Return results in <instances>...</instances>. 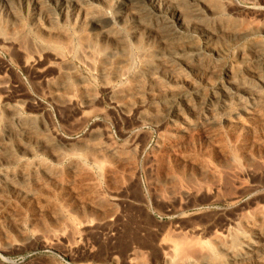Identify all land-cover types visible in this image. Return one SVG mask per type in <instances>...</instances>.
Returning <instances> with one entry per match:
<instances>
[{"label":"rangeland","instance_id":"374dc122","mask_svg":"<svg viewBox=\"0 0 264 264\" xmlns=\"http://www.w3.org/2000/svg\"><path fill=\"white\" fill-rule=\"evenodd\" d=\"M167 1L178 5L187 22L180 41L156 50L134 42L117 20L119 0L94 1V23L106 41L97 32L91 37L77 20L54 15L52 2H43L49 11L35 17L23 1L0 0V264H164L165 253L174 256L173 264H183L198 258L213 234H226L236 222L264 211V90L252 108L240 93L259 88L257 74L264 80L254 59L257 53L264 56V0ZM167 13L157 19L172 23ZM205 29L220 32L213 52L196 35ZM110 43L123 53L102 71L111 60L104 58ZM174 53L183 54L175 60ZM195 54L201 62L192 61ZM120 57L126 59L121 66ZM212 64H217L213 72L207 66ZM231 86L244 110L233 107L226 115L229 124L216 118L215 127L210 114L200 110L199 97L218 96ZM181 92L194 104L192 111L184 113L185 121L168 120L166 100L177 101ZM134 105L142 106L131 112ZM180 186L190 189L189 197L178 192ZM258 230L264 231V222ZM213 256L206 264H264V253L259 259Z\"/></svg>","mask_w":264,"mask_h":264},{"label":"bare ground","instance_id":"6f19581e","mask_svg":"<svg viewBox=\"0 0 264 264\" xmlns=\"http://www.w3.org/2000/svg\"><path fill=\"white\" fill-rule=\"evenodd\" d=\"M7 1V0H6ZM11 1V0H8V2ZM20 1H23L25 3H27L28 5H30L31 7V10L33 12V14L35 15V17H39L41 16V13L42 12H48L49 10H46V8L44 7L43 5V2L45 4V2H52L55 6V13L54 15H59L64 19H74V20H77L79 22V25L82 29H85L86 32H90L91 34V37H92V32L94 33H98L99 36H101L102 39L108 37L107 34L105 32H103L100 28V24L96 25L94 23V15L92 13V8H93V5H94V1L95 0H43V2L41 0H20ZM102 1V0H101ZM176 1V0H175ZM190 1V0H189ZM16 2V1H14ZM108 2V1H107ZM110 2V1H109ZM168 2V3H167ZM179 2V1H178ZM3 2H1L2 4ZM10 3V2H9ZM99 3V2H98ZM148 3L150 7H147L145 4ZM171 3V2H170ZM183 3V1L181 2ZM227 3V2H226ZM5 4V3H4ZM119 13L118 15L116 16L117 17V20L119 22H121L123 25L126 24V26L129 28V30L132 32V36L133 37V40L134 42H142V43H147V44H151L153 46L154 49L156 50H164L167 48V46L170 47V45L180 41L183 37V33H184V30H185V25L186 23L184 24V22H187L186 20L184 21L183 20V16L181 15V13L179 12V8L177 7L178 5H169V1L167 0H119ZM172 4V3H171ZM174 4V3H173ZM180 4V3H179ZM225 4V2H224ZM106 5V4H105ZM201 5V4H200ZM230 5V4H229ZM46 6V5H45ZM96 6V5H95ZM185 7V6H184ZM191 7V6H190ZM9 8V7H8ZM100 8V7H99ZM225 8V7H223ZM1 9V8H0ZM50 9V8H48ZM118 9V8H117ZM209 9V8H208ZM113 10V9H112ZM227 10V9H226ZM26 11V10H25ZM93 11H96V10H93ZM168 11L172 17H173V20H172V23H168V22H165V21H162V20H158L159 16H161V14L163 12H166ZM192 11V10H191ZM12 12V11H11ZM223 12V11H222ZM15 13V12H14ZM98 13V12H97ZM167 13V14H169ZM187 13V12H186ZM200 13V12H199ZM53 14V12H52ZM51 14V15H52ZM95 14V12H94ZM183 14V13H182ZM47 15H50L49 13ZM202 16V14H200ZM211 15V14H210ZM5 16V15H4ZM163 17V16H162ZM192 17V16H191ZM233 17V16H232ZM158 18V19H157ZM194 18L195 19H199V14L198 12H195L194 13ZM4 21V20H3ZM20 21V20H19ZM44 21V20H43ZM97 21V20H96ZM10 22V21H9ZM62 22V21H61ZM66 22V21H65ZM72 22V21H71ZM23 23V22H22ZM111 23V22H110ZM44 24V23H43ZM52 24V23H51ZM78 24V23H77ZM107 24V23H106ZM192 24V23H191ZM198 24V23H197ZM196 24V25H197ZM25 25V24H24ZM31 25V23H30ZM55 25V24H54ZM66 25V24H65ZM108 25V24H107ZM106 25V26H107ZM195 25V24H194ZM195 25V26H196ZM38 26V25H36ZM252 26V25H251ZM23 27V26H22ZM25 27V26H24ZM105 27V26H104ZM191 27V26H189ZM19 28V27H18ZM195 28V27H194ZM259 28V27H258ZM37 29V28H36ZM78 29V28H76ZM80 29V30H82ZM190 29V28H189ZM187 29V30H189ZM192 29V28H191ZM222 29V28H221ZM227 29V28H226ZM18 30V29H17ZM25 30V28H24ZM197 30V29H196ZM254 30V29H253ZM191 31V30H189ZM10 32V31H9ZM16 32V31H15ZM85 32V33H86ZM26 33V32H25ZM32 33V32H31ZM30 33V34H31ZM220 32H218V30L216 29H205L203 31L200 32V34H196V35H200L203 40H204V43H205V48L208 49L210 52H213V49L214 47L212 46L213 42H215L214 40L216 39L217 35L219 34ZM248 33V32H247ZM89 34V33H88ZM243 34V33H242ZM241 34V35H242ZM249 34V33H248ZM16 35V34H15ZM61 35V33H60ZM86 35V34H85ZM234 35V34H233ZM14 36V35H13ZM47 36V35H46ZM89 36V35H88ZM94 36V35H93ZM225 36V35H224ZM239 36V35H238ZM247 36V35H246ZM26 37V36H25ZM55 37V36H54ZM69 37V36H68ZM226 37V36H225ZM225 37L223 39H225ZM9 38V37H7ZM87 38V37H85ZM228 38V37H227ZM6 39V38H5ZM4 39V40H5ZM19 39V38H18ZM59 39V38H58ZM65 39H66V36H65ZM99 39V38H98ZM101 39V40H102ZM126 39V38H125ZM132 39V38H131ZM194 39V38H193ZM234 39V38H232ZM13 40V39H11ZM28 40V39H27ZM44 40V39H43ZM95 40V39H94ZM105 40V39H104ZM228 40V39H227ZM6 42H9L10 41V38L9 39H6L5 40ZM47 41V40H45ZM106 41V40H105ZM4 42V41H3ZM22 42V41H21ZM43 42V41H42ZM100 42V41H99ZM97 42V43H99ZM122 42V41H121ZM184 43V41H182ZM191 42H193L191 40ZM12 43V42H11ZM45 43V42H44ZM70 43V42H69ZM91 42H88L87 44H89ZM93 43V42H92ZM95 43V42H94ZM117 43V42H116ZM194 43V42H193ZM7 44V43H5ZM26 44V43H25ZM81 44V43H80ZM103 44V43H102ZM109 44V43H108ZM108 44H106L108 46ZM113 44V43H110V45ZM131 44V43H130ZM221 44V43H220ZM15 45V44H14ZM27 45V44H26ZM25 45V46H26ZM38 45V44H37ZM59 45V44H58ZM64 45V43H63ZM104 45V44H103ZM122 45V44H121ZM135 45V44H134ZM146 45V44H143L141 45L142 47ZM176 45V44H175ZM180 44H178L179 46ZM186 45V44H185ZM194 45V44H193ZM21 46V45H20ZM47 46V45H46ZM55 46V45H54ZM91 46V45H90ZM94 46V45H93ZM112 46V45H111ZM110 46V47H111ZM177 46V47H178ZM182 45H180L181 47ZM13 47V46H12ZM43 47V46H41ZM40 47V48H41ZM81 47V45H80ZM113 48H110L109 50H106V52L104 53V58L105 60L106 59H111V60H106V62H104V64L102 65L101 67V70L104 71L108 66H109V63L114 60L115 58L118 57V54L119 53H123V52H119V50L116 48V45H115V48L114 46H112ZM124 47V46H123ZM147 47V45L145 46ZM149 47V46H148ZM147 47V48H148ZM187 47V46H186ZM204 47V46H203ZM202 47V49H203ZM213 47V48H212ZM256 47V46H255ZM45 48V47H44ZM43 48V49H44ZM137 48V47H136ZM140 48V47H138ZM138 48L136 50H138ZM171 48H174L171 47ZM170 48V49H171ZM188 48V47H187ZM21 49V47H20ZM19 49V51H20ZM24 49V48H23ZM26 49V47H25ZM32 49V47H31ZM36 49V48H35ZM107 49V48H106ZM124 49V48H123ZM143 49V48H142ZM176 49V48H175ZM183 49V48H182ZM186 49V48H185ZM193 49V47H192ZM190 49V50H192ZM198 49V48H197ZM34 50V49H32ZM82 50V49H81ZM126 51V49H124ZM177 50V49H176ZM12 51V49H11ZM44 51H47V50H44ZM90 50H88L87 52L89 53ZM105 51V50H103ZM122 51V49H121ZM141 51V49H140ZM150 51V50H149ZM153 51V50H152ZM185 51V50H184ZM263 51V50H262ZM13 52V51H12ZM25 52V51H24ZM40 52V50L38 51V53ZM85 51H83V54H84ZM86 52V53H87ZM144 52V51H143ZM159 52V51H158ZM161 52V51H160ZM165 52V51H164ZM179 52V51H178ZM35 53V52H33ZM53 53V52H52ZM79 53V52H78ZM138 53L139 50H138ZM155 53V51H154ZM157 53V52H156ZM155 53V54H156ZM263 53V52H262ZM23 54V53H22ZM151 54V52L149 53ZM153 54V55H155ZM159 54V53H157ZM163 54V53H162ZM183 53H174L172 55L171 58L173 59H177L178 56H181ZM199 54V53H198ZM202 54V53H201ZM256 54V53H255ZM17 55V54H16ZM25 55V54H24ZM30 55V54H29ZM44 55V53H43ZM92 55V54H91ZM121 55V54H120ZM128 55V54H127ZM126 55V56H127ZM164 55V54H163ZM216 55V54H215ZM32 55H30L31 57ZM83 56V55H82ZM81 56V57H82ZM85 56V54H84ZM88 56V55H86ZM85 56V57H86ZM90 56V55H89ZM98 56V54H97ZM146 56H147V53H146ZM159 56V55H158ZM166 56V55H165ZM203 56V55H202ZM17 57V56H16ZM36 57V56H35ZM34 57V58H35ZM43 57V56H42ZM170 57V56H169ZM189 57V56H188ZM204 57V56H203ZM210 57V56H209ZM213 58V56H211ZM219 57V56H218ZM217 57V58H218ZM231 57V56H230ZM239 57V56H238ZM38 58V57H37ZM36 58V59H37ZM54 58V57H53ZM83 58V57H82ZM91 58V57H90ZM101 57H99L100 59ZM190 58H192V61H196V62H201V57L198 56V55H193L191 56ZM189 58V59H190ZM254 58V57H253ZM32 59V58H31ZM39 59H41V56L39 57ZM49 59V58H48ZM89 60V57L87 58ZM102 59H103V56H102ZM101 59V60H102ZM243 60V58H241ZM255 62L258 66L262 67L263 70H261V73H264V56L262 54H258L255 56ZM29 60V58H28ZM35 60V59H34ZM50 60V59H49ZM85 60V59H84ZM126 60V59H125ZM125 60L122 59L121 57L119 58V60L117 61V64L118 65H122L123 63H125ZM181 60V58H180ZM179 60V61H180ZM212 60V59H211ZM229 60V59H228ZM20 61V60H19ZM25 61V59H24ZM79 61H81L79 59ZM92 62V60H90ZM89 61V62H90ZM132 61V60H131ZM185 61V60H184ZM207 61V60H206ZM241 62V60H239ZM244 61V60H243ZM32 62V60L30 61ZM78 62V61H77ZM103 62V61H102ZM127 62V61H126ZM142 62V61H141ZM162 62V61H161ZM160 62V63H161ZM181 62V61H180ZM254 62V61H253ZM35 63V62H33ZM38 63V62H37ZM51 63V62H50ZM49 63V64H50ZM83 63V62H82ZM159 63V62H158ZM159 63V64H160ZM184 63V62H183ZM203 63V62H202ZM214 63V62H213ZM28 64V63H27ZM112 64V62H111ZM116 64V63H115ZM188 64V63H187ZM208 64V63H207ZM240 64V63H239ZM25 65V64H24ZM46 65V64H45ZM86 65H88L86 63ZM85 65V66H86ZM125 65V64H124ZM179 65V64H178ZM219 65V64H218ZM256 65V66H257ZM39 66V65H38ZM68 66V65H67ZM127 64L125 65V68H126ZM131 66V65H130ZM183 66V65H182ZM197 66V65H196ZM199 66V65H198ZM209 67V69L212 71L216 68L217 64H212V65H207ZM70 67V66H68ZM148 67V66H147ZM150 67V66H149ZM165 67V66H164ZM174 67V66H173ZM176 67V66H175ZM186 67V66H185ZM184 67V68H185ZM52 68V67H51ZM57 68V67H56ZM60 68V67H59ZM64 68H67L66 65ZM166 68V67H165ZM189 68V67H188ZM191 68V67H190ZM198 68V67H197ZM204 68V67H203ZM229 69L227 70V77L231 80L232 77L234 76V72L232 70L231 67H228ZM61 69V68H60ZM169 69V68H168ZM174 69V68H173ZM208 69V70H209ZM217 69V68H216ZM57 70V69H56ZM64 70V69H62ZM96 70V69H95ZM153 70V68H152ZM150 70V71H152ZM193 70V69H192ZM189 71L190 73L192 72ZM196 70V69H195ZM193 70V71H195ZM199 70V69H198ZM219 70V69H218ZM255 70V69H254ZM59 71V69H58ZM69 71V70H68ZM98 71V69H97ZM120 71V70H119ZM155 71V67H154V70ZM204 73H205V70H202ZM200 71V72H202ZM63 72V71H62ZM100 72V71H99ZM140 72V71H139ZM156 72V71H155ZM168 72V71H166ZM171 72V71H170ZM197 72V71H196ZM213 72V71H212ZM218 72V71H217ZM216 72V73H217ZM64 73V72H63ZM68 73V72H67ZM122 73V72H121ZM161 73V72H160ZM175 73V72H173ZM172 73V74H173ZM209 73V72H208ZM252 73H255V71H253ZM251 73V74H252ZM60 74V73H59ZM100 74V73H99ZM98 74V75H99ZM107 75V73H104ZM145 74V73H144ZM152 74V73H151ZM156 74V73H155ZM180 74V73H178ZM194 74V73H193ZM197 74V73H196ZM207 74V73H206ZM211 74V73H210ZM215 74V73H214ZM241 74V73H240ZM120 74H118L117 76H119ZM159 75V74H158ZM164 75V74H163ZM170 75V74H169ZM182 75V74H181ZM180 75V76H181ZM202 75V74H201ZM250 75V74H249ZM248 75V76H249ZM254 75V74H252ZM66 76V75H65ZM68 76V75H67ZM72 76V75H71ZM145 76V75H144ZM176 76V74H174V77ZM184 76V75H183ZM191 76V75H190ZM200 76V75H199ZM208 76V75H207ZM256 76V75H255ZM254 76V77H255ZM60 78V76H58ZM63 77V76H62ZM77 77V76H76ZM84 77V76H83ZM142 77V76H141ZM146 77V76H145ZM156 77V76H155ZM182 77V76H181ZM188 77V76H187ZM210 77V76H209ZM208 77V78H209ZM253 77V76H252ZM262 77V76H261ZM261 77L257 74V81L259 83V88L255 89V90H242V92L240 91L241 95L245 96L249 105L248 107L249 108H252L253 105L255 106V103L254 101L257 99L258 97V94L261 90H264V80L261 79ZM66 80L67 78L69 77H65ZM105 78V77H104ZM153 77L151 76V79ZM200 78V77H199ZM206 79L205 78V74L202 75L201 79ZM48 79V78H47ZM62 79V78H61ZM77 79V78H76ZM79 79V78H78ZM77 79V80H78ZM99 79V78H98ZM114 79V78H113ZM139 79V78H137ZM148 79V78H147ZM154 79V78H153ZM166 79V78H165ZM169 79L172 80L174 79L172 77V75L169 76ZM180 79V78H178ZM186 79V78H185ZM184 79V80H185ZM197 79V78H196ZM203 79V80H204ZM227 79V78H226ZM51 80V79H50ZM65 80V79H64ZM74 80V79H73ZM76 80V81H77ZM101 80V79H100ZM150 80V78H149ZM168 80V78L166 79ZM60 81V80H59ZM62 81V80H61ZM72 81V80H71ZM75 81V80H74ZM86 81V80H85ZM114 81V80H113ZM126 81V80H125ZM129 81V80H128ZM151 81V80H150ZM174 81V80H173ZM49 82V81H48ZM80 82L79 80L77 81V83ZM81 82H83L81 80ZM115 82V81H114ZM130 82V81H129ZM154 82H157L155 81L154 79ZM177 82V81H175ZM201 82V81H200ZM64 83V82H63ZM112 83V82H111ZM138 83V82H137ZM153 83V82H152ZM172 83V82H171ZM174 83V82H173ZM202 83V82H201ZM44 84V83H43ZM71 84V83H69ZM155 84V83H154ZM185 84V83H184ZM187 85L190 86V88L192 90H195L196 88L194 86H192L193 84H191L190 82H186ZM8 85V84H7ZM110 85V84H109ZM139 85V84H138ZM143 85V84H142ZM153 85V84H152ZM160 85V83H159ZM227 85V84H226ZM230 85V84H229ZM228 85V86H229ZM241 85V84H240ZM243 85V84H242ZM78 86V85H77ZM101 86V85H100ZM131 86V85H130ZM140 86V85H139ZM156 86V85H155ZM238 86V85H237ZM245 86V85H244ZM243 86V87H244ZM63 87V86H62ZM71 87V85H70ZM74 87V86H73ZM81 87V86H80ZM151 87V85H150ZM158 87V86H157ZM232 87V86H231ZM68 88V87H67ZM239 88V87H238ZM48 89V88H47ZM71 89V88H70ZM82 89V88H81ZM161 89V88H159ZM58 90V89H57ZM69 90V89H68ZM87 90V89H86ZM147 90V89H146ZM183 90V89H182ZM218 90V89H217ZM236 87H232V88H222L220 91L221 93L218 95V96H210L209 98L203 100L199 97V104H200V110L201 109H204L205 110V113H209L210 114V119H211V122L212 124L214 123H217L216 122V118H219V121L220 122H224V123H227L229 122V120L226 118L227 114L229 113V110H233V107L235 108H240V109H243V106L240 105V103H237L235 101V98L232 97L234 92L236 91ZM16 91V90H15ZM66 91V90H65ZM64 91V92H65ZM88 91V90H87ZM164 91V90H163ZM181 91V90H180ZM219 91V90H218ZM68 92V91H67ZM71 92V91H70ZM92 92V91H90ZM174 92V91H173ZM238 92V91H237ZM18 93V92H17ZM54 93V92H53ZM52 93V94H53ZM66 93V92H65ZM73 93V92H72ZM134 93V92H133ZM132 93V94H133ZM160 93V92H159ZM164 93V92H163ZM51 94V93H50ZM98 94V93H97ZM136 94V93H135ZM179 94V93H178ZM20 95V94H19ZM152 95V94H151ZM3 96V95H2ZM71 96V95H70ZM120 96V95H119ZM135 96V95H134ZM160 96V95H159ZM169 96V95H168ZM176 96V95H175ZM69 97V95H68ZM96 97V96H95ZM128 97V96H127ZM130 97V96H129ZM66 98V97H65ZM79 98V97H77ZM159 98V97H158ZM163 98V97H162ZM56 99V98H55ZM60 99V98H59ZM69 99V98H68ZM108 99V98H107ZM139 99V98H138ZM142 99V98H141ZM195 100L198 99L197 97V94L195 95ZM264 99V98H263ZM53 100V99H52ZM57 100V99H56ZM86 100V99H85ZM127 100V99H126ZM237 100V99H236ZM95 101V100H94ZM93 101V102H94ZM111 101V100H110ZM134 101V99H133ZM262 101V100H261ZM77 102V101H76ZM84 102V101H83ZM125 102V101H124ZM136 102V101H135ZM134 102V103H135ZM144 102V101H143ZM79 103V102H78ZM89 103V102H88ZM98 103V102H97ZM70 104V103H69ZM81 104V103H80ZM94 104V103H93ZM113 104V103H111ZM141 104V103H139ZM166 104H167V108H165V113H166V118H176V119H181V120H184V113L185 112H188L192 109V107L194 106V104L190 101V99L188 98L187 94L185 92H181L179 94V97H178V100H173V99H167L166 100ZM73 105V104H72ZM115 105V104H113ZM117 105V104H116ZM127 105V104H126ZM245 105V104H244ZM85 106V105H84ZM130 106V105H129ZM140 106L142 105H134V106H131L130 108V111L133 112L134 110H136L137 108H139ZM199 106V105H198ZM252 106V107H250ZM120 107V106H119ZM247 107V106H245ZM60 108V107H59ZM91 108V107H89ZM121 108V107H120ZM61 109V108H60ZM72 109V108H71ZM80 109V108H79ZM198 109V107H197ZM83 110V109H82ZM244 110V109H243ZM253 110V109H252ZM261 110L264 111V105H263V108H261ZM66 111V110H65ZM192 111V110H191ZM241 111V110H240ZM239 111V112H240ZM254 111V110H253ZM129 112V111H128ZM137 112V111H136ZM231 112V111H230ZM70 113V112H69ZM189 113V112H188ZM241 113V112H240ZM6 114V113H5ZM15 114V113H14ZM126 114V113H125ZM196 114V113H195ZM251 114V113H250ZM8 117L10 118L12 115L11 114H7ZM10 115V116H9ZM127 115V114H126ZM135 115V114H134ZM133 115V116H134ZM244 115V114H243ZM256 115V114H255ZM232 116V115H231ZM153 117V116H152ZM261 117V116H260ZM12 118V117H11ZM10 118V119H11ZM155 118V117H154ZM8 119V118H7ZM9 119V120H10ZM17 119V117H16ZM15 119V120H16ZM83 119V118H82ZM133 119V118H132ZM136 119V118H135ZM142 119V118H141ZM175 119V120H176ZM259 119V118H258ZM18 120V119H17ZM169 120V119H168ZM253 120V119H252ZM152 121V120H151ZM185 121V120H184ZM204 121V120H203ZM261 121V120H260ZM263 121V120H262ZM9 122V121H8ZM11 122V121H10ZM9 122V123H10ZM140 122V121H139ZM14 123V122H13ZM31 123V122H30ZM29 123V124H30ZM210 123V122H209ZM240 123V122H239ZM8 124V123H7ZM17 124V123H16ZM141 124V123H140ZM153 124V123H152ZM211 124V123H210ZM213 124V125H214ZM229 123H227L228 125ZM235 124V123H234ZM10 125V124H8ZM24 125V124H22ZM39 125V124H38ZM47 125V124H46ZM187 125V124H186ZM209 125V124H208ZM242 125V124H241ZM3 126V125H2ZM1 126V127H2ZM19 126V125H18ZM215 126V125H214ZM245 126V125H244ZM24 127V126H22ZM21 127V128H22ZM207 127V126H206ZM212 127V125H211ZM216 127V126H215ZM230 127V126H229ZM252 127V126H251ZM20 128V129H21ZM32 128V127H31ZM11 129V128H9ZM19 129V130H20ZM25 129V128H24ZM27 129V128H26ZM204 129V128H203ZM220 129V128H219ZM15 129H13L14 131ZM28 130L30 129H27L26 130V133L28 132ZM32 130V129H31ZM43 130V129H42ZM11 131V130H10ZM10 131H8V133H10ZM16 132L18 131L15 130ZM25 131V130H24ZM47 131V130H46ZM192 131V130H191ZM190 131V132H191ZM204 131V130H203ZM202 131V132H203ZM4 132V131H3ZM31 132V131H29ZM1 133V132H0ZM19 133V131H18ZM32 133V132H31ZM37 133V132H35ZM47 133V132H46ZM181 133V132H180ZM3 134V133H2ZM14 134V133H13ZM22 134V132H21ZM204 134V133H203ZM30 136V134H28ZM49 135V134H48ZM100 135V134H99ZM22 136V135H21ZM27 136V135H26ZM191 136V135H190ZM7 137V136H6ZM11 137V136H10ZM20 137V136H19ZM33 137V136H32ZM49 137V136H48ZM97 137V136H96ZM2 138V137H0ZM5 138V137H3ZM30 138V137H29ZM9 139V138H8ZM23 139V138H22ZM56 139V138H55ZM214 139V138H213ZM6 140V139H4ZM59 140V139H58ZM188 140V139H187ZM91 141V140H89ZM54 142V141H53ZM103 142V141H102ZM27 143V142H26ZM38 143V142H37ZM61 143V142H60ZM91 143V142H90ZM106 143V142H105ZM108 143V142H107ZM159 143V142H158ZM212 143V142H211ZM40 144V143H39ZM109 144V143H108ZM5 145V144H4ZM51 145V144H50ZM68 145V144H67ZM90 145V144H89ZM110 145V144H109ZM183 145V144H182ZM250 145V144H249ZM53 146V145H52ZM17 147V146H16ZM15 147V149H16ZM29 147V146H28ZM100 147V146H99ZM104 147V146H102ZM100 147V148H102ZM206 147V146H205ZM39 148V147H38ZM73 148V147H72ZM106 147L102 148L105 150ZM158 148V147H157ZM172 149V148H171ZM68 150V149H67ZM93 150V149H92ZM91 150V151H92ZM103 150V151H104ZM107 152H113L112 149L110 148H106ZM41 151V150H40ZM65 151V150H64ZM69 151V150H68ZM66 151V152H68ZM87 151V150H86ZM167 151V150H166ZM171 151V150H170ZM44 152V151H43ZM49 152V151H48ZM102 152V151H101ZM72 153V152H71ZM135 153V152H134ZM69 154V153H68ZM9 155V154H8ZM33 155V154H32ZM91 155V154H90ZM48 156V155H47ZM50 156V155H49ZM113 156V155H112ZM53 157V156H52ZM89 157V156H88ZM116 157V156H115ZM175 157V156H174ZM123 158V157H122ZM7 159V158H6ZM53 159V158H52ZM118 159V158H117ZM180 159V158H179ZM35 160V159H34ZM63 160V159H62ZM42 161V160H41ZM54 161V160H53ZM100 161H102L100 159ZM98 161V162H100ZM106 161V160H105ZM119 161V160H118ZM234 161V160H233ZM1 162V161H0ZM29 162V161H28ZM83 162V161H82ZM96 162V161H95ZM94 162V163H95ZM108 162V161H107ZM122 162V161H121ZM125 162V161H124ZM3 163V162H2ZM6 163V162H5ZM13 163V162H12ZM47 163V162H46ZM116 163V162H115ZM23 164V163H22ZM32 164V163H31ZM45 164V163H44ZM101 164V163H100ZM261 164V163H260ZM7 165V164H6ZM43 165V164H42ZM49 165V164H48ZM95 165V164H93ZM118 166V165H117ZM84 167V166H83ZM89 167V166H88ZM99 167V166H98ZM81 168V167H80ZM97 168V166H96ZM107 168V166H106ZM86 169V168H85ZM99 169V168H98ZM117 169V168H116ZM42 170V169H41ZM50 170V169H49ZM68 170V169H67ZM246 170V169H245ZM30 171V170H29ZM87 171V170H86ZM111 171V170H110ZM120 171V169H119ZM118 171V172H119ZM26 172V171H25ZM112 172V171H111ZM114 172V171H113ZM219 172V171H218ZM242 172V171H241ZM19 173V172H18ZM71 173V172H69ZM117 173V172H116ZM32 174V173H31ZM42 174V173H41ZM236 174V173H235ZM37 175V174H36ZM74 175V174H72ZM116 175V174H115ZM86 176V175H85ZM118 176V174H117ZM233 176V175H232ZM93 177V176H92ZM53 178V177H52ZM94 178V177H93ZM124 178V177H123ZM22 179V178H21ZM32 179V178H31ZM50 179V178H49ZM82 180V179H81ZM92 180V179H91ZM20 181V179H19ZM22 181V180H21ZM54 181V180H53ZM35 182V181H34ZM55 182V181H54ZM79 182V181H78ZM43 183V182H42ZM51 183V182H50ZM58 183V182H57ZM38 184V183H37ZM55 185V184H54ZM177 185V184H176ZM9 186V185H8ZM7 186V187H8ZM39 186V185H38ZM94 186V185H93ZM190 186V185H189ZM239 186V185H238ZM10 187V186H9ZM54 187V186H52ZM58 187V185H57ZM97 187V186H96ZM217 187V186H216ZM16 188V187H15ZM92 188V187H91ZM178 188V187H176ZM211 188V187H210ZM37 189V188H36ZM44 189V188H43ZM94 189V188H93ZM97 189V188H96ZM208 189V188H207ZM1 190V189H0ZM168 190V189H167ZM173 190H175L173 188ZM193 190V189H192ZM11 191V190H10ZM15 191V190H14ZM38 191V190H37ZM92 191V190H91ZM195 191V190H194ZM201 191V190H199ZM90 192V191H89ZM176 192V190H175ZM174 192V193H175ZM178 192L183 195V196H186V197H189L190 196V189L186 188V187H179L178 188ZM179 193H177L178 195H180ZM47 194V193H46ZM162 194V193H161ZM197 194V193H196ZM97 195V194H96ZM195 195V194H194ZM208 195V194H207ZM172 196V195H171ZM23 197V196H22ZM25 197V196H24ZM39 198V197H38ZM95 198V197H94ZM155 198V197H154ZM163 198V197H162ZM172 198V197H171ZM176 198V197H175ZM197 198V197H196ZM204 198V197H203ZM18 200V199H17ZM168 200V199H167ZM181 200V199H180ZM208 200V199H207ZM43 201V200H42ZM172 201V200H171ZM177 201V200H176ZM189 201V200H188ZM203 201V200H202ZM108 202V201H107ZM163 202V201H162ZM175 202V201H174ZM187 202V201H186ZM178 204V203H177ZM186 204V203H185ZM190 204V203H189ZM178 206V205H177ZM49 207V206H48ZM261 208V207H260ZM257 210H259L257 208ZM68 211V210H67ZM256 211V210H255ZM254 211V212H255ZM258 212V211H257ZM249 213V212H248ZM64 215V214H63ZM246 215V214H245ZM251 215V214H250ZM249 216H246L247 218H245L243 221H238L234 224V228L230 229V230H225L226 231V234H213V239H212V242L210 244H208V247L207 248H203L204 251H202L203 253L198 257V258H193V259H187L183 264H206V262L208 260L211 259V257L213 256V254H215L216 256H221L222 257H230L229 259H232V260H237V259H243V258H247L250 256H254L255 258L256 257H260L263 253H264V231H259L258 230V225H263V222H264V211L260 210L253 218ZM252 216V215H251ZM218 217V216H217ZM239 219V218H238ZM55 220V219H54ZM83 221V220H82ZM88 222V221H87ZM193 222V221H191ZM182 223V222H181ZM205 223V222H204ZM218 223V222H217ZM221 224V223H220ZM233 224V223H231ZM233 227V225H231ZM71 227V226H70ZM85 227V226H84ZM63 228V227H62ZM61 229V228H60ZM211 229V228H210ZM260 229V228H259ZM62 230V229H61ZM200 230V229H199ZM220 230V229H219ZM60 231V230H58ZM73 231V229H72ZM54 232V231H53ZM68 232V231H67ZM71 232V231H70ZM170 232V231H169ZM173 232V231H172ZM213 232V231H212ZM52 233V232H51ZM61 233V232H60ZM215 233V231H214ZM70 234V233H69ZM177 234V232H176ZM197 234V233H196ZM252 234H255V236H252ZM55 235V233H54ZM61 235V234H60ZM68 235V234H67ZM171 235V234H170ZM179 235V234H178ZM192 235V234H191ZM195 235V233H194ZM52 236V235H51ZM174 236V235H172ZM177 236V235H176ZM198 236V234H197ZM58 237V234L57 236ZM60 237V236H59ZM199 237V236H198ZM254 237V238H253ZM62 238V237H61ZM66 238V237H65ZM189 238V237H188ZM195 238V237H194ZM50 239V237L48 238ZM56 239V238H55ZM44 240V239H43ZM46 240V239H45ZM191 240V239H190ZM194 240V239H193ZM197 240V239H196ZM195 240V242H196ZM209 240V239H208ZM175 241V240H174ZM178 241V240H177ZM210 241V240H209ZM187 242V241H186ZM208 242V241H207ZM206 242V244H207ZM45 243V242H44ZM177 243V242H176ZM162 244V243H161ZM170 244V243H169ZM172 244V243H171ZM199 244V242H198ZM202 245L204 243H201ZM206 244L204 246H206ZM173 245V244H172ZM171 245V247H172ZM175 245V244H174ZM173 245V246H174ZM195 246V245H194ZM197 246V244H196ZM170 247V246H169ZM165 248V247H164ZM202 248V246H201ZM175 249V248H174ZM173 249V250H174ZM202 250V249H201ZM176 251V250H175ZM174 251V252H175ZM193 253V252H192ZM196 253V252H195ZM164 254V253H163ZM199 254V253H198ZM188 255V254H187ZM214 255V256H215ZM178 256V255H177ZM192 256V255H191ZM195 256V255H194ZM193 256V257H194ZM197 256V255H196ZM213 256L212 259H214L215 257ZM174 256H172L171 254L169 253H165L164 254V264H173V261H174ZM183 257V256H182ZM190 257V256H189ZM258 257V259H259ZM187 258V257H186ZM192 258V257H191ZM219 258V259H221ZM216 259V258H215ZM177 261H179L178 259H176ZM218 260V259H217ZM249 260V259H248ZM213 261V260H212ZM227 261V260H226ZM231 261V260H230ZM254 261V259H253ZM181 262V261H180ZM211 262V260H210ZM218 262V261H217ZM223 262V261H222ZM250 262V261H249ZM258 262V261H257ZM216 263V262H215ZM176 264V262L174 263ZM178 264V263H177ZM254 264V263H253Z\"/></svg>","mask_w":264,"mask_h":264}]
</instances>
